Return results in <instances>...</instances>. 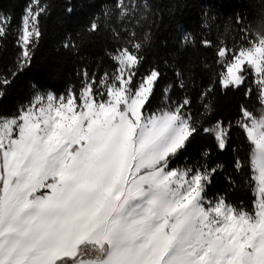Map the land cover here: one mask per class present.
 Listing matches in <instances>:
<instances>
[{
    "label": "snow or ice",
    "instance_id": "obj_1",
    "mask_svg": "<svg viewBox=\"0 0 264 264\" xmlns=\"http://www.w3.org/2000/svg\"><path fill=\"white\" fill-rule=\"evenodd\" d=\"M116 8L121 20L152 14L147 2L117 0ZM46 12L41 0L24 9L21 53L15 71L0 77V99L31 66ZM11 20L0 9V44ZM98 21L90 32L101 30ZM242 31L245 44L216 51L224 69L219 84L227 91L253 84L264 105V31ZM145 41L129 40L108 53L110 72L83 69L79 91L36 93L16 113L0 114V264H264V109L257 117L241 105L237 121L252 145L251 209L226 195L210 198L219 165H172L201 130L227 148L231 124L201 129L187 97L150 111L164 74L158 67L142 71ZM184 41L194 43L190 34ZM176 76L183 89L181 72ZM171 91L164 89L166 100ZM252 92L248 86L245 95ZM204 108L213 111L211 102ZM243 168L238 159L237 171Z\"/></svg>",
    "mask_w": 264,
    "mask_h": 264
},
{
    "label": "trees",
    "instance_id": "obj_2",
    "mask_svg": "<svg viewBox=\"0 0 264 264\" xmlns=\"http://www.w3.org/2000/svg\"><path fill=\"white\" fill-rule=\"evenodd\" d=\"M31 0H0V9L12 17L7 38L0 44V77L15 71L21 53L17 44L18 30L24 9ZM130 0H125L129 3ZM139 5L147 2L151 15L134 16L121 20L116 8L117 0H41L47 12L41 19L43 35L35 47L30 67L18 72L6 96L0 99V114L10 115L21 106L29 104L36 93L67 94L68 89L81 88L83 69L100 76L113 70L108 53L127 44L129 40L145 41L143 54L144 73L152 67L163 72L156 90L152 109L174 104L187 97L188 111L201 129L212 127L217 121L231 124L229 145L224 150L217 147L215 138L201 130L197 138L173 163L172 167H199L207 164L220 167L209 189V197L226 195L238 206L251 209L254 196L249 183L252 176L250 157L252 145L237 121L241 119V105L259 117L264 105L258 99L255 85L239 90H223L219 73L224 69L217 62L216 51L245 44L243 28L249 33L264 31V0H135ZM71 8V13L68 9ZM109 12L108 16L104 13ZM207 12V15L205 13ZM237 15L242 22H237ZM99 18L101 30L89 31L93 20ZM135 32V37L131 34ZM119 33V36H116ZM190 34L194 43L184 41ZM209 40L212 47L202 41ZM65 42L75 43V50L63 47ZM181 72L185 87H179L176 72ZM249 81L253 79L250 74ZM172 86L167 94L164 89ZM253 89L246 96V88ZM208 96H203L209 88ZM211 102L213 111L205 114L204 105ZM207 153V156L204 154ZM240 160L244 168L236 169Z\"/></svg>",
    "mask_w": 264,
    "mask_h": 264
}]
</instances>
